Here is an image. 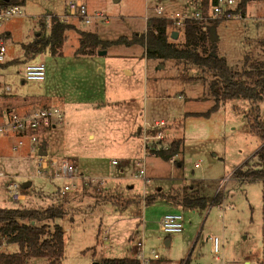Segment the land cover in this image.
Returning <instances> with one entry per match:
<instances>
[{"label":"rangeland","instance_id":"1","mask_svg":"<svg viewBox=\"0 0 264 264\" xmlns=\"http://www.w3.org/2000/svg\"><path fill=\"white\" fill-rule=\"evenodd\" d=\"M72 1L77 0H13L11 4L19 5L24 16L0 25H5L11 32L2 40L8 50V66L0 71V92L5 86L12 89L0 96V109L10 103L24 111L52 107L64 112L62 125L42 130L39 134L40 144L48 146V160L58 159L59 164L50 171L52 178L37 175V155L24 153L28 145L13 150L15 152L6 157L10 158L9 163L4 155H0V172L16 177L21 186L30 180L33 183L29 189H21L26 200L15 203L6 190L8 179L0 177V208L62 204L68 213L60 220V223L64 220L61 225L66 229L65 257L61 264H98L103 258H124L127 248H132L135 243L131 240L132 235L136 241L144 240L146 250H154L167 264L186 263L188 259L189 264H221L213 253L210 238L215 237L222 241L225 260L242 259L248 255L252 264H262L264 181L239 185L234 174L257 161V152L263 143L249 130V119L260 117L264 121V100L256 105L246 99L230 101L206 116L216 103L209 86L213 77L201 68L148 59L141 46L113 45L106 50L99 46L90 48L88 54H78L81 33L84 32L95 33L108 42L145 32L146 17L155 16L154 3L159 1L80 0L92 17V24L86 25L81 19L71 17L67 25L73 28L67 32V41L57 53L47 45L32 60L30 56L26 57L24 46L39 37H49L47 17L68 15V5ZM199 2L163 0L159 4L168 12H176L188 6L194 9ZM98 14L101 18L97 17ZM245 17L246 20L220 22L216 27L219 41L215 54L225 56L236 70L242 69L245 63L250 66L253 61L264 62V0H249ZM169 29H177L181 33L180 40L184 39V29L171 26ZM105 51L106 54H101ZM247 58L251 61L246 62ZM16 59H20V63L12 64ZM28 61L46 65L44 82L24 81L23 72ZM126 69L130 72L127 73ZM124 87L131 91L125 95L130 99L117 103V99L123 98L121 90ZM183 109L201 114L186 118ZM171 112L175 117H170ZM145 117L149 126L161 119L167 122V129L169 124L172 125L165 144L184 139L179 157L182 168L175 164H165L168 168L152 167L149 160L144 165L143 161L132 157L128 147L132 146L136 154L141 146L138 129ZM90 134L95 138L91 140ZM3 138L4 135L0 140L4 141ZM13 142L17 143V139ZM124 149L127 150L123 153ZM123 154L129 156L127 166H124ZM22 155L25 158H20ZM99 157L105 158L104 170L98 171L106 176L105 179L79 177L80 180L70 182L56 176L57 172L61 173L62 160L83 162V173L95 174L91 170L97 168L98 162L93 158ZM114 160L120 165L114 166ZM121 168H126L124 175L133 180L119 182L117 191L109 190L112 182L107 176H111L113 169ZM141 170L145 171L148 183L134 179ZM154 173L158 178H152ZM179 178L202 181L198 189L199 194L207 195L210 201L206 209L193 213L192 210L184 211L179 204L176 211L173 205L161 200L142 204L156 188L169 186ZM68 182L72 183V189L63 194ZM219 184L217 195L221 194L225 199L229 194L221 207L211 205ZM91 186L92 190H89ZM157 196L161 195H154ZM178 211L184 214V231L165 234L160 219L166 213ZM146 221L149 222L146 235H143L142 228L139 234L136 233L137 227L147 225ZM167 237L173 242L170 248L165 245ZM104 238L110 239L111 246L103 244ZM6 248L9 252L18 250L13 245ZM30 264L47 262L39 259Z\"/></svg>","mask_w":264,"mask_h":264},{"label":"trees","instance_id":"2","mask_svg":"<svg viewBox=\"0 0 264 264\" xmlns=\"http://www.w3.org/2000/svg\"><path fill=\"white\" fill-rule=\"evenodd\" d=\"M12 1L0 0V4L8 6ZM210 1L200 0L196 3V7L207 10ZM248 1L242 0L240 9L244 12ZM218 23L220 22L213 26L217 27ZM48 27L50 35L47 39L39 37L34 43L24 46L26 57L28 55L32 60L36 54L44 51L47 45L51 46L53 53H57L67 41V32L73 28L72 25L61 22L58 17H53ZM169 27L166 20L152 17L147 20L145 32L135 33L132 38L120 37L112 42L101 40L95 33L84 32L81 33V47L78 54H88L90 48L99 46L105 50L113 45L141 46L145 49L148 59L161 62L175 61L187 67L201 68L213 77L209 86L216 103L211 111L205 114L206 116L218 111L222 104L230 101L246 99L256 105L264 100L263 61H253L250 66L245 63L241 70L233 69L225 58L213 55L216 52L217 43L211 42L209 30L204 31L198 23H187L184 27V41L178 44L171 40ZM30 61L25 63L28 64ZM250 61L246 59V62ZM11 63L19 64L20 59L13 60ZM7 66V61L0 63V69H6ZM249 130L261 139L263 146L257 152L255 163L248 165L246 170L242 167L235 173V178L239 179L241 184L264 181V121L260 117L254 120L249 119ZM44 145L46 143L41 147ZM183 145L184 140H175L169 144L167 150L155 151L153 155L170 161L181 152ZM158 198L159 196L147 197L145 204H152ZM223 200L224 198L219 194L211 201V204L213 202V205H220ZM209 202L207 197L194 195L185 197L179 204L185 208L206 209ZM65 215L67 211L60 203L39 208H0V243L7 247L10 245L18 247L16 252L1 250L0 264H30L33 260L39 259L45 260L47 264H61L65 257V231L60 220ZM3 239H5L4 243ZM189 261L190 259L180 264H189ZM98 264H140V261L136 257L103 259Z\"/></svg>","mask_w":264,"mask_h":264},{"label":"built area","instance_id":"3","mask_svg":"<svg viewBox=\"0 0 264 264\" xmlns=\"http://www.w3.org/2000/svg\"><path fill=\"white\" fill-rule=\"evenodd\" d=\"M151 1L161 2L163 0ZM159 2L154 3V17L166 20L169 23V26L174 28L184 29L187 23L194 22L201 25L204 31H207L217 22L234 19L246 20L245 12L240 9L242 0H211L207 10L202 7H195L191 10L186 9L176 12H168L162 4H159ZM68 12L69 14L63 17L54 15L48 16V24H50L53 17H58L61 22L66 24L71 17L81 19L86 25L92 24V17L89 15L87 7L82 1L77 0L70 2L68 5ZM23 16L24 10L19 5L11 4L8 6H2L0 4V25ZM97 17L101 18V15L98 14ZM152 17L153 16L148 15L146 20H149ZM6 52L7 49L3 41L0 40V63L6 61ZM46 72V65L43 62L28 63L25 65L23 78L24 81L27 82H44L46 80ZM4 90L7 93L12 91L9 86H5ZM2 118L4 120L0 122V137L10 134L17 135V143L14 146V150L23 148L27 141L30 142L33 153L38 157L37 175L40 177L44 176L45 178H52L53 175L50 171L52 167L59 163L58 160L49 161L47 157H40L38 155L39 149L41 148L39 134L42 130H48L57 125H62L64 123V112L59 108L52 107L26 112L24 114L7 109L2 111ZM168 135L167 123L164 120L156 122L153 126L146 125L143 133V162H145L147 156L153 155L155 151L158 152L169 148L164 142ZM171 160L176 162L175 158H172ZM113 163L116 164L117 162L115 161ZM60 170L61 173L57 172V177H62L70 182L78 178L77 168L68 160H62ZM0 177L8 179L6 190L11 195L13 202L18 203L25 200L24 196L21 194L22 186L17 182L16 177L6 175L3 172H0ZM138 178L146 183L149 181L145 177L144 170L139 172ZM70 182L64 186L62 190L63 194L71 191L72 183ZM226 182L227 180H224V183ZM160 226L161 230L167 235L182 233L184 230V216L180 213H167L162 216ZM4 241L5 239H3V243ZM211 241L216 260L220 261L221 264H247L240 261L225 260L223 258L222 241L217 237L211 238ZM3 246L4 245L0 243V251L3 249ZM137 249L136 258L140 261V264H154V261L160 258L155 251L148 252L146 250L144 240L137 242Z\"/></svg>","mask_w":264,"mask_h":264},{"label":"crops","instance_id":"4","mask_svg":"<svg viewBox=\"0 0 264 264\" xmlns=\"http://www.w3.org/2000/svg\"><path fill=\"white\" fill-rule=\"evenodd\" d=\"M187 7V6H186ZM247 7H248V4H247ZM247 7H246V9H247ZM191 8L193 9V7H187L186 9H188V10H191ZM185 8H183V9H181V10H186ZM246 11V10H245ZM170 28V27H169ZM169 33L171 34V36L172 35H174V36H176L177 37V39H175V40H173L172 38H171V40H173V41H175L176 43H178V44H182L183 43V41H184V39H182V40H180L181 39V33L177 30V29H173V30H170L169 29ZM176 33H178V34H176ZM11 34V32L7 29V28H5V25H4V27H0V40H3L4 39V36L5 35H7V36H9ZM184 38V37H183ZM3 43H4V45L6 46V44H5V42L3 41ZM7 52H8V50H7ZM7 52H6V54H7ZM217 55V54H216ZM217 56H219V57H222V58H225L226 60H227V58L225 57V56H220V55H217ZM227 62H228V60H227ZM229 64V63H228ZM26 65V64H25ZM245 65V64H244ZM230 66V65H229ZM231 67V66H230ZM244 67V66H243ZM242 67V68H243ZM190 68V67H189ZM4 70H6V69H4ZM241 70V69H240ZM0 71H2L1 69H0ZM126 72L127 73H129L130 71L129 70H127L126 69ZM193 72L191 73V76L193 77ZM201 79V78H200ZM131 92V91H130ZM130 92L128 91V89L126 88V87H124V89L123 90H121V96L123 97V98H120V99H117L116 100V102L117 103H119V102H125V101H127L128 99H130V98H128V96H125V95H127V94H130ZM4 95H6V93H5V90L3 89L2 90V92H0V96H4ZM132 100V99H131ZM7 104H8V106H7ZM13 110V111H18L19 113H21V114H24V113H26V112H31V111H34L33 109H27L26 111H24L23 109H18V108H16L15 107V105H13V104H10V103H6L5 104V107H3V108H1L0 110ZM182 111H184V113H185V116H186V118L187 117H194L195 115L197 116V115H200L201 114V112H186L185 111V109H183ZM184 113H182L180 116L182 117L183 115H184ZM174 115V116H173ZM170 117H175V114L173 113V112H171L170 113ZM2 120H4L3 118H2V115H0V122L2 121ZM148 120V118L147 117H145L144 118V120H143V125L142 126H140L139 127V129H138V136H139V140H140V142H141V146H139V148H138V151H137V153L135 154V152L133 153V151H132V149H131V147L132 146H129L128 147V150H129V152H130V154L132 155V157H136L135 159H139V160H141L142 161V159L144 158V151H143V133H144V130H145V128H146V125H149V122L147 121ZM162 120H164V119H161V120H155L156 122H158V121H162ZM165 121V120H164ZM155 122V123H156ZM167 123V122H166ZM170 126H171V129H172V125L171 124H169ZM170 126L168 127V132H170L169 130H171L170 129ZM57 127V126H56ZM56 127H53V128H56ZM53 128H50V129H48V130H51V129H53ZM89 138L92 140V139H94L95 138V135L94 134H90L89 135ZM3 139H5L4 141H2V140H0V155H4L3 157H5V160H7L8 161V163L9 162H11V161H9L10 160V158H6V157H8L9 155H10V153H12V152H15V151H13L14 150V146L16 145V143L15 142H13V140H15V139H17V135H15V134H10V135H6L5 136V138H3ZM175 140H184V139H174V140H172L171 142H169V144L170 143H172L173 141H175ZM169 144H167L168 146H169ZM26 145H28V148L24 151V153H26L27 152V155L29 156L30 154L32 155V153H33V151H32V145L30 144V142H28V143H26ZM25 145V146H26ZM42 145V144H41ZM24 146V147H25ZM46 146H47V144H46ZM135 146V145H134ZM134 146H133V148H134ZM48 147V146H47ZM183 147H184V145H183ZM47 150V149H46ZM127 149H124L123 150V153L126 151ZM182 151H183V148H182V150H181V152L177 155V156H175L174 158H175V160H176V162H173L172 160H170V161H166V160H164L163 158H161V157H158V156H155V155H149V156H147L146 157V159H145V162H144V165L146 164V162L149 160V162H150V165H152V167H155L156 165H158V166H163V167H165V168H168L165 164H168L169 166H171L172 164H175V165H177V167L178 168H182L183 167V162L182 161H179V157L181 156V153H182ZM48 153V152H47ZM33 154H35V153H33ZM123 162H124V166H127L128 164H130V162L128 161L129 160V158H127V157H129L127 154H123ZM20 158H25V156L24 155H22V157H20ZM37 159H38V157H36V163H37ZM47 159H49V158H47ZM94 159V161L95 162H98L97 164H96V169L95 170H91L92 172H94L95 174H84L83 172L84 171H82V168H81V166L83 165V162L82 163H75V162H73V161H70L71 163H73L74 165H75V167L77 168V174H78V178L77 179H79L80 180V178L79 177H91V176H93V177H96V178H106V176H104V175H102V174H98V173H100V172H98L99 171V169L100 170H104V168H103V165H104V157H99V158H93ZM53 160H58V159H53ZM69 161V160H68ZM113 162H115V160L113 161ZM161 162V163H160ZM82 164V165H81ZM6 165V164H5ZM112 165H113V163H112ZM120 165V162H118V163H116V165H114V166H119ZM7 166V165H6ZM173 166V165H172ZM197 167H200V165L199 164H197L196 165ZM170 168H172V167H170ZM154 171V170H153ZM152 172V171H151ZM176 172H177V170H176ZM126 173V168H121V170L119 169V170H115V169H113V172H112V174H110L111 176H107V177H109V181L110 182H112L110 185H109V190H115V191H117V189H119V182H121V181H125V180H128V179H130V180H133L132 178H129L128 176H125L124 174ZM153 173V172H152ZM139 174V173H138ZM138 174H136L135 176H134V179H138V180H140L139 178H138ZM156 173H154L153 175H152V178H158L157 176V174L155 175ZM81 175H83V176H81ZM97 175H100V176H97ZM12 176V175H11ZM145 176H146V173H145ZM31 181V180H30ZM143 181V180H142ZM235 181L239 184V185H243V184H241L240 183V180L239 179H237V178H235ZM200 182H202L201 180H199V179H194V178H183V179H177V180H175L171 185H169V186H164V187H158V188H156V190H155V192H153L152 191V194L151 195H149L148 197H150V196H154V195H156V194H159V195H161V196H159V198L156 200V201H159V200H161V201H164V202H166V203H170L171 205H173L174 207V209L177 211V209H178V207L180 206L179 205V202H180V198L182 199V198H185V197H189V196H194V195H200L199 194V192H201L199 189H198V186H199V183ZM210 186L211 185H208V187L207 188H210ZM221 186V184H219L218 185V187H217V189H216V193H215V196H214V198L216 197V195H217V191H218V189H219V187ZM86 188V187H85ZM131 188V187H130ZM92 190V186L91 187H89V190ZM164 189L166 190V191H164ZM81 190L82 189H80V192H81ZM174 192V193H173ZM84 193H88V192H84ZM178 194L177 196H174L173 194ZM81 194V193H80ZM185 194V195H184ZM200 196H204V197H206L205 195H200ZM229 196V194H227V196H226V198L224 199V201H222V205L220 204V205H217L218 207H221V206H224V204H225V202H226V200H227V197ZM168 197H170V199H167ZM172 197V198H171ZM24 198H25V196H24ZM147 198V197H146ZM145 198V199H146ZM214 198L212 199V201L214 200ZM145 199H144V202L142 203V204H145ZM172 199H177V200H175V201H170V200H172ZM25 200H26V198H25ZM24 200V201H25ZM21 202V201H20ZM211 205H213V202H212V204ZM180 207H183V206H180ZM184 208V211L185 210H192L193 211V213H196V212H198L199 211V209H191V208H185V207H183ZM66 210V209H65ZM68 213V212H67ZM170 213H180V214H182L183 216H184V214H183V212H170ZM167 214V213H166ZM165 215V214H164ZM64 219V218H63ZM74 220V219H73ZM161 220V219H160ZM64 221V220H63ZM62 221V222H63ZM61 222V223H62ZM147 222V221H146ZM60 223V224H61ZM148 223L149 222H147V225H144L143 227H141L140 226V228L139 227H137V230H136V233H140V231L141 230H139V229H141L142 228V231H143V235H146V233H147V229H148ZM64 231H66V229H64ZM184 231V230H183ZM100 236V235H99ZM211 239V238H210ZM131 240L132 241H135V243H134V245L132 246V248L131 247H128L127 248V252H126V256L124 257V258H133V257H136V254H137V251H138V249H137V242L138 241H136V237H135V235H132V237H131ZM103 242V244L107 247V246H111V241H110V239H107V238H104V240L102 241ZM212 242V241H211ZM165 245H166V247L167 248H170V247H172V245H173V242H172V240L170 239V238H166L165 239ZM7 246L6 245H4L3 246V249L2 250H7L8 251V249L6 248ZM154 251V250H153ZM11 252V251H10ZM159 255V254H158ZM160 257V256H159ZM103 259H122V258H103ZM102 259V260H103ZM218 261V260H217ZM229 261H240V262H245V263H251V261H250V256H248V255H244V256H242V259L240 258V259H231V260H229ZM263 261H264V259H263ZM262 261V262H263ZM154 264H167L165 261H163L162 259H161V257L158 259V260H156V261H154ZM252 264V263H251Z\"/></svg>","mask_w":264,"mask_h":264},{"label":"water","instance_id":"5","mask_svg":"<svg viewBox=\"0 0 264 264\" xmlns=\"http://www.w3.org/2000/svg\"><path fill=\"white\" fill-rule=\"evenodd\" d=\"M21 1H24V0H21ZM8 2H9V0H8ZM209 31H210V39H211V42L217 43L219 41V37H218V34H217V28H216V26H212L209 29ZM176 34H178V33H176ZM171 38L173 40L177 39V37L174 36V35H172ZM101 54H103V55L106 54V51L105 52H101ZM213 55H216V54L214 53ZM46 149H47V146L46 145L42 146L39 149L38 155L40 157H47L48 156V153H47V150ZM32 184H33L32 181H27L26 183L23 184L22 189L23 190H27V189H29L32 186ZM247 264H249V263H247Z\"/></svg>","mask_w":264,"mask_h":264}]
</instances>
